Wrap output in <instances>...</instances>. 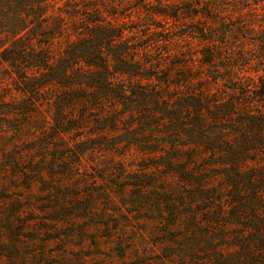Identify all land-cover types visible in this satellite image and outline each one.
Wrapping results in <instances>:
<instances>
[{"label": "rangeland", "instance_id": "rangeland-1", "mask_svg": "<svg viewBox=\"0 0 264 264\" xmlns=\"http://www.w3.org/2000/svg\"><path fill=\"white\" fill-rule=\"evenodd\" d=\"M0 264H264V0H0Z\"/></svg>", "mask_w": 264, "mask_h": 264}, {"label": "trees", "instance_id": "trees-1", "mask_svg": "<svg viewBox=\"0 0 264 264\" xmlns=\"http://www.w3.org/2000/svg\"><path fill=\"white\" fill-rule=\"evenodd\" d=\"M66 56H67V57L70 56L72 59L78 57V56H77L75 53H73L72 51H71V53L68 52ZM66 62H69V61H66ZM88 65H89V63H88Z\"/></svg>", "mask_w": 264, "mask_h": 264}]
</instances>
